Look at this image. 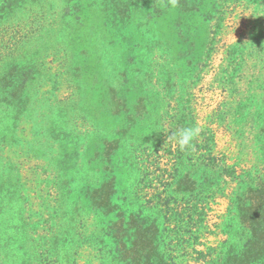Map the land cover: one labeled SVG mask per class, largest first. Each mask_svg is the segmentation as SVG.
Segmentation results:
<instances>
[{"label":"rangeland","instance_id":"obj_1","mask_svg":"<svg viewBox=\"0 0 264 264\" xmlns=\"http://www.w3.org/2000/svg\"><path fill=\"white\" fill-rule=\"evenodd\" d=\"M257 29L264 0H0V264L44 263L59 221L122 253L134 226L162 229L192 165H235V135L214 113L227 59ZM185 126L202 129L191 152L160 131ZM227 204L210 202L197 249L224 238ZM96 255L84 247L78 263Z\"/></svg>","mask_w":264,"mask_h":264},{"label":"trees","instance_id":"obj_2","mask_svg":"<svg viewBox=\"0 0 264 264\" xmlns=\"http://www.w3.org/2000/svg\"><path fill=\"white\" fill-rule=\"evenodd\" d=\"M256 34L249 43L238 41L235 55L227 59L219 86L224 100L214 113L219 126H226L235 135L238 145L235 165H228L226 160L217 163L213 158L199 162L198 168L192 165L183 175L189 182L184 199H175L173 206L164 208L165 215L170 217H164L162 229L155 219L148 226L142 223L134 226V241L122 253L108 247L106 235L98 229L85 236L78 229L63 235V230L70 226L59 221L62 231L57 228L49 232L51 239L59 240L58 248L39 251L45 264H63L57 261L60 254L67 259L66 264H79V252L84 247H95L98 252L92 264H180L177 259L186 261L188 255L200 264H264V31L257 29ZM207 130L210 135L202 139L212 143L213 132L210 127ZM231 183L234 185L225 193ZM99 186H90L91 191ZM57 188V199L66 203L63 185ZM221 195L227 198L228 204L221 222L216 225L224 238L213 247L206 246V251L197 249L202 244L201 233L207 232L206 209ZM68 212L65 209L55 219L65 217ZM69 214L68 219H72ZM165 229L169 248L163 251L160 244L165 240L162 234ZM172 251H175L174 257Z\"/></svg>","mask_w":264,"mask_h":264},{"label":"clouds","instance_id":"obj_3","mask_svg":"<svg viewBox=\"0 0 264 264\" xmlns=\"http://www.w3.org/2000/svg\"><path fill=\"white\" fill-rule=\"evenodd\" d=\"M167 133V139L175 141L181 151L191 152L195 150L194 141L200 135L202 129L198 126H185L176 129H161Z\"/></svg>","mask_w":264,"mask_h":264}]
</instances>
